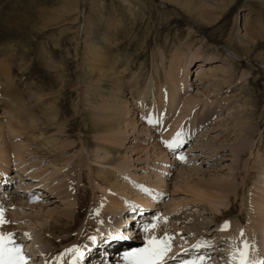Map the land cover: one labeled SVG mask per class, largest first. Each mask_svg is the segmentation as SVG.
Segmentation results:
<instances>
[{"label": "rangeland", "instance_id": "1", "mask_svg": "<svg viewBox=\"0 0 264 264\" xmlns=\"http://www.w3.org/2000/svg\"><path fill=\"white\" fill-rule=\"evenodd\" d=\"M104 58L112 70L126 72L113 74L106 63L101 64ZM173 60L175 73L184 64L182 60L191 62L188 96L200 99L194 115L185 121L195 125L206 109L216 110V115L214 126L198 127L191 140L187 138L179 149H169L165 141H169L171 127L162 133L166 146L156 131L161 132L164 116L158 129L148 121L149 112L163 113L164 103L159 112H141L146 123L137 111L141 109L134 108L136 138L130 136L122 150L129 153L133 149L129 170L139 176L137 189L151 194L146 198L154 204L145 210L155 212L152 224L157 227L153 229L159 233L158 240L172 237L171 252L181 245H206L207 264H238L239 258L232 260L231 255L242 250L245 242L250 245L248 260L264 261V208L257 214L251 204L252 196L264 192V0H0V89L16 93L25 111L15 106L1 108L2 119L15 115L27 123L30 113L42 129L22 130L35 136L30 143L35 155L27 154L28 165L19 170L10 161L4 177L10 184L3 188H10L13 197L3 207L13 225V232L8 233L27 236L20 246L28 252L32 247L37 250L26 252L28 264H67V260L71 264H115V251L126 248L129 253L147 247V243L132 247L141 244L134 236L127 238L129 244L104 243L107 236L125 231L124 222L131 216L125 209L131 211L135 202L131 195L130 200L122 198L124 204L112 207L115 204L109 196L116 200L120 196L110 193L103 182L104 172L114 171L106 161L96 160L94 121L104 99L111 96L113 75L130 79L145 73L146 84L152 80L160 90L167 86ZM99 63L103 70L98 69ZM219 65L232 70L228 84L200 77ZM182 77L180 81L185 80ZM129 94L126 89L128 99ZM168 117L174 125L173 117ZM203 132L205 136H200ZM51 137L59 140V150L43 144ZM157 143L165 154L158 145L153 148ZM55 161L64 171L52 175L54 167L49 163ZM131 174L125 171L121 177L127 179ZM214 180L232 184L227 199L201 200L185 189L187 184ZM27 194L39 196L29 198ZM179 217L182 221H177ZM195 222L201 223L200 230L192 229ZM258 224L261 231L254 230ZM52 226L58 231L51 230ZM93 237L100 238L93 241ZM66 239L63 250L52 254L53 243Z\"/></svg>", "mask_w": 264, "mask_h": 264}, {"label": "bare ground", "instance_id": "2", "mask_svg": "<svg viewBox=\"0 0 264 264\" xmlns=\"http://www.w3.org/2000/svg\"><path fill=\"white\" fill-rule=\"evenodd\" d=\"M96 54H97V52H96ZM164 60H165V58L163 57L162 61L164 62ZM207 60H208V62H210L209 59H207ZM204 61H206V59ZM91 62H93V61H91ZM100 62H101V64L106 63L107 64L106 68H108V70L111 71L113 69L111 67L110 62H107L105 58H104V60L100 59ZM182 62H184V64H182V66L180 67L178 72L175 73V71L173 70L174 69V65H173L174 60L172 61L171 71H170V73H168V77H167V86L165 85V87H161L160 90H157L154 88V84H153V82H151L152 80L149 82V84H146V74L145 73H140L138 75L135 74V75H133V78H132V76H130L131 77L130 79L125 78V76L116 77L113 75L112 79L114 82V87L112 88L113 90L111 91V96L109 98L104 99L103 106L98 111V114L97 115L95 114L96 116H95V121H94L95 122V129H96V132L98 134V137H97L98 143H97L96 150H94V155L96 157V160L106 161L108 163V165H110L114 171V172H112V171L111 172H109V171L104 172L102 170V172L105 173V175H104L105 180L103 182H105V185L107 184V186L109 188L108 190L110 193H112L114 195L117 194L118 196H120V200H116L114 197L109 196V201L112 202L113 204H115V206H112V207L116 208L117 206H120L121 203L124 204L122 198L125 197V199H127V197H129L131 195L134 196V198L133 197L132 198L135 202V203L133 202L134 205H132V203H131V205H132L131 208H133V209L130 208L131 211L125 209L126 211H128L130 213L135 211L136 209L139 210V208H137V206L142 207L140 209L145 210V208L146 209H147V207L150 208V206H152L154 204L153 202L149 204L150 199H148V198L151 197V194H150V197L146 196V195H149L147 190L142 191V190L137 189V185L139 182L138 181L139 179L137 180V177H139V176L134 177V176H136L134 174L132 176V174L129 170V167H130L129 163L133 158V155H132L133 149L129 153L125 152V150H122V148L125 149L124 144L130 140L129 139L130 136L133 135L136 138V136H135L136 134H133V131L137 127V125H136L137 121L132 119V118H134V116H133L134 115V108L137 107V108L141 109V111L140 110H137V111H139L140 119L144 120L142 113H141L142 111L143 112L145 111L147 113L148 110L151 111L153 109L155 112H159L161 109V104H162L161 101L164 103L163 104L164 105L163 106V113L154 115V113L152 111L149 112L148 117H150L151 119H148V121H149V124H151V123L154 124L155 128L158 129L159 125L161 124V116L162 115L164 116L163 124H162V126H160L161 132H159L158 130H156V131H157L158 135L160 136V139H162V133H165V131H167L171 127L172 132L167 135V137L169 138V141H168V139L166 141H165V139H162L163 142L164 141L166 143L168 142L169 147L165 142L164 143H165V146L167 145V148H169V149H172L171 146H174V148H178L180 144H184V143L188 142L189 140H191L193 138L192 134L196 133L198 131V127H204V128L206 127L208 129V127L214 126L212 123V120L214 119V117L216 115V110H213V112H210L208 109H206L204 114H203V117L201 115V116L197 117V120L195 119V121H196V123H194L195 125L188 124V121H185L186 118H190L189 117L190 115H192V116L194 115L191 113L198 107V103L200 102V99L196 98V97L188 96V88H189L188 66L191 62L188 60H182ZM97 64H95V65H97ZM99 65H100V63H99ZM99 65H97L99 67L98 69L103 70L104 69L103 65L102 66L101 65L99 66ZM94 69H95V67H94ZM96 69H97V67H96ZM105 70H107V69H105ZM112 71H113V74H121V75H123L124 72H126V70L119 72L116 69H114ZM230 71H232V70H228L224 66L219 65V66H216L214 69L210 68V69H207V71H203L202 74L200 75V77H202V78L209 77L215 81H218L217 82L218 84L223 85V84L227 83L229 80H232L231 76L233 75V73ZM182 74L184 75V77H182V78H185V80L182 79L184 81L181 80L182 83L180 85L179 77ZM202 78H200V79H202ZM126 85H127V87H126ZM126 89L129 91V93H130L129 95H131V98H129V99L126 97ZM8 90H9V88L6 89L4 87L2 89V92H1V89H0V183L2 182V185H3V186H1V184H0V198H1V200L9 203V200L13 198L11 189H9V190L6 189L5 192L2 191V190H4L3 187H6V186H8V184H10V183H7L4 181V177H6V175H8L9 162L13 161L14 165H16V170L17 169L19 170V169L23 168L24 165H26V166L28 165L27 159H28L29 154H32V156L35 155L34 153H31L34 150L32 148H30V143L33 144L32 140H34L33 138H35V136L33 137V134H31V132L27 133L25 131L23 132L22 130L37 129L36 131L42 132V129L38 128L39 120L37 121V119H35L34 116H30L31 114L27 113V112L26 113L29 115V118H28L29 120L27 121V123L21 122V117L17 118L15 115H14L13 119L9 118V119H7V120L5 119V121H3V119H2L3 114L1 113V108H3V110L6 108L5 110H7L9 107L14 108V106H15L16 110H21L22 112L25 113V111L19 107V105L22 103H21V101H20V103L17 102L16 93H11ZM131 99H132V101H131ZM178 107H180L179 111H178V109H179ZM165 110H166V112L164 114ZM18 112H20V111H18ZM4 114H6V112H4ZM168 116L173 117L174 125H172L173 120H171ZM25 122H26V120H25ZM139 122H141V120ZM143 123H146V120H144ZM23 124H28V126H26V125L24 126ZM149 128L151 130V128H153V127L149 126ZM29 131H31V130H29ZM149 132H148V130H146L147 136L151 137V132L150 133ZM240 132H241V135H243V131L240 130ZM179 133H180V135H179ZM204 134L205 133L203 132V133H201L200 136H203ZM42 135L43 134H41V136ZM139 136L140 135H138L137 138H139ZM187 138H189V140ZM37 140H38V138H36L35 141H37ZM136 140H137L136 141V143H137L138 139H136ZM180 140H181V142H180ZM44 142L45 143H43V144L46 147L47 146L50 147L52 149V151L59 150L60 143H59L58 139L51 137V138H47V140H44ZM157 145H158V148L160 147L159 149L161 150V152L164 153V149H162L158 143L153 148H157ZM62 148H64V146ZM190 150L191 149H189V151ZM192 150H194V148ZM233 152L235 153V155H238L237 149H233ZM190 153L192 154L191 151H190ZM27 154H28V156H27ZM239 154H241V153H239ZM146 155H148V154L146 153ZM243 155H240V156H243ZM63 156L64 155H62V158H63ZM258 156H259V154H258ZM166 157L168 158L167 155H166ZM32 159H33V157H32ZM168 159L165 160L166 161L165 163H168L167 162ZM138 161H141V160H138ZM174 161L176 162V158ZM64 162H65V160H64ZM57 164L58 163H56V161H55V163H51V162L49 163V166L54 167V168L52 167L53 168L52 175L53 174H59V173H62L61 171H64V170L60 169ZM64 164L65 163H63V165ZM59 165H60V163H59ZM37 169H38V166H37ZM39 169H41V168H39ZM125 171L127 172V174H131V176H129V178H127V179L125 177H123V178L121 177L122 176L121 174H124ZM36 175H38V174H36ZM124 176H126V174ZM156 176H158V174ZM1 179H3V180H1ZM215 182L216 181L214 180V183L209 182V183L205 184V183L201 182V183L196 184V185L187 184V185H185L186 186L185 189L190 191L192 194H194L197 198H199L201 200L211 201V200L220 199V198H221V200L227 199L228 195L230 193V187L232 186V184L228 185L229 182L228 183L219 182L221 184L215 183ZM155 186H158V185L155 184ZM53 189H54V187H53ZM50 190H51V188H50ZM36 191H38V190H36ZM145 192H146V195L144 194ZM6 194H9V198L5 197ZM263 194H264V192H263ZM263 194L252 196V198H251V204L254 206L253 209L255 210V213H257V214H260L261 212H263V208H264V207H262V204L264 201V195ZM1 196H3V197H1ZM37 196H39V195H37ZM146 197H148V198H146ZM13 200L16 202V198H14ZM127 200H130V199H127ZM127 200L124 202L128 203ZM17 202H19V201H17ZM11 203L15 207H18L20 205L19 203L17 204V203H14L13 201H11ZM4 205L1 204L0 207L3 208ZM222 205H223V203H221V206ZM19 207H21V206H19ZM155 210H158V209H155ZM174 210L175 209H173L171 211H174ZM68 213H72V211L71 212L68 211L67 214ZM153 213H155V212L148 211V215L150 218H153L152 217L154 215ZM227 213H228V211L224 212L222 214V217L226 216ZM176 217H178V216H176ZM4 219H5L6 223L3 225L2 228H0V232L7 234L8 231L9 232L12 231V227H13L12 222L10 221V213L9 212H5ZM127 219H129L128 215H127ZM177 221H182V218L179 217L177 219ZM152 223L145 222L144 226L150 225ZM259 224L257 226H254V230H258V231L262 230L263 227ZM7 227H9V228H7ZM52 229L55 231H58V230H56V228L54 226H52L51 230ZM119 229L117 231L115 230L114 232H119L121 230V229L120 230ZM126 229H125V231L121 230L122 234H120V236L115 235V237H113V238H116V241L119 242L118 244H115V245H120L122 243H125L123 240L126 238H129L131 240V237L127 236V231H129V230L127 227H126ZM192 229L193 230H200L201 229V223L195 222L192 226ZM124 233L126 234V236H123ZM158 234H159L158 231H154L153 228H150L148 233L144 234V238L140 239V242L146 243V241L152 236H155L158 239ZM104 235L105 234H102V236H104ZM102 236H100L101 238L100 237H98V238H100V240H101ZM253 236L255 237V236H257V234L255 235V233H254ZM107 237H109V236H107ZM235 237H238V236H235ZM98 238H95V239L98 240ZM105 239H108V238H105ZM67 241L68 240L66 239V240H61L59 242L53 243L54 249L52 251V254H55V253L63 250L62 246L64 244H66ZM112 241H114V240L111 238L110 242H106L104 240V243H106V245L113 244ZM101 243L103 244V241ZM131 243H133V242L131 241ZM128 244H129V242H128ZM191 245L192 244L181 245L179 248L180 250L175 249L172 252H171V249L168 250V252L166 253L165 258L162 262L164 263V261L167 258H169L168 260H170V261L168 263H164V264H175V261H173L172 259H175L177 256L181 255L182 252L185 250L189 253L190 250H193V248H190ZM130 246H131V244H130ZM132 247H142V246L139 245V246H132ZM104 248H105V245H104ZM199 248H201V247H199ZM34 249L35 248L32 247L29 250V252L31 253L32 251L36 250V249L35 250ZM123 250L126 253L128 252L126 250V248H124ZM195 250H197V248ZM201 251L202 250H200L199 252L201 253ZM35 252H37V250ZM174 252H176V253L173 254ZM171 254H173V255H171ZM197 254H199V253H197ZM36 258H37V256H36ZM204 258H206V257H204ZM107 259H108V257H107ZM121 259L116 258L114 260L115 264H121L122 263V261H120ZM122 260H124V257ZM203 264H207V260L204 259Z\"/></svg>", "mask_w": 264, "mask_h": 264}, {"label": "snow or ice", "instance_id": "3", "mask_svg": "<svg viewBox=\"0 0 264 264\" xmlns=\"http://www.w3.org/2000/svg\"><path fill=\"white\" fill-rule=\"evenodd\" d=\"M5 211L0 207V228L6 223ZM156 224L146 225L144 231L148 232L150 228H156ZM93 241L95 237L91 238ZM172 237L164 240H158L155 236L150 237L146 243L147 247L137 252H129L125 254V264H162L166 253L170 248L169 241ZM13 244L12 234L0 232V264H28V258L24 255L23 250L19 247H11ZM199 247V246H197ZM250 245L245 242L243 249H237L231 255L232 260L239 258V264H264V261L250 262L248 260V249ZM73 251H78L73 249ZM82 255V253L80 254ZM204 257H199L197 261L184 262V264H203Z\"/></svg>", "mask_w": 264, "mask_h": 264}]
</instances>
